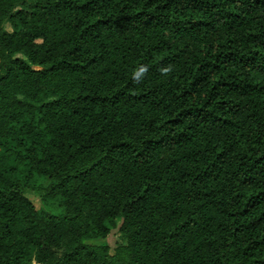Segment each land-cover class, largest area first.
I'll return each instance as SVG.
<instances>
[{
	"label": "trees",
	"instance_id": "1",
	"mask_svg": "<svg viewBox=\"0 0 264 264\" xmlns=\"http://www.w3.org/2000/svg\"><path fill=\"white\" fill-rule=\"evenodd\" d=\"M32 260L264 264V0H0V264Z\"/></svg>",
	"mask_w": 264,
	"mask_h": 264
},
{
	"label": "rangeland",
	"instance_id": "2",
	"mask_svg": "<svg viewBox=\"0 0 264 264\" xmlns=\"http://www.w3.org/2000/svg\"><path fill=\"white\" fill-rule=\"evenodd\" d=\"M3 26H4V28L7 31H12V27H11V24H10L9 21H6ZM25 196L28 197L34 203L36 208H39L42 205L41 199L36 193H33L31 191H26L25 192ZM116 223L117 224L120 223V219L119 218L116 219ZM105 240L108 242V244L110 246V252L113 253L114 248L116 247V245L118 243H122L123 242L117 226L114 227L110 231V233L106 236ZM29 264H38V263L35 262V260H32Z\"/></svg>",
	"mask_w": 264,
	"mask_h": 264
}]
</instances>
